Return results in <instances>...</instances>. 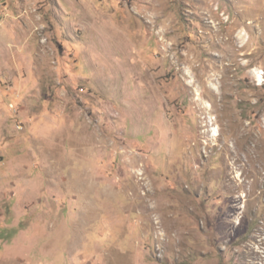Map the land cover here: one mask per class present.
<instances>
[{
    "label": "rangeland",
    "instance_id": "rangeland-1",
    "mask_svg": "<svg viewBox=\"0 0 264 264\" xmlns=\"http://www.w3.org/2000/svg\"><path fill=\"white\" fill-rule=\"evenodd\" d=\"M0 264H264V0H0Z\"/></svg>",
    "mask_w": 264,
    "mask_h": 264
},
{
    "label": "bare ground",
    "instance_id": "bare-ground-1",
    "mask_svg": "<svg viewBox=\"0 0 264 264\" xmlns=\"http://www.w3.org/2000/svg\"><path fill=\"white\" fill-rule=\"evenodd\" d=\"M260 77V76H259ZM205 106V105H204ZM204 109V108H203ZM207 111V110H206Z\"/></svg>",
    "mask_w": 264,
    "mask_h": 264
}]
</instances>
